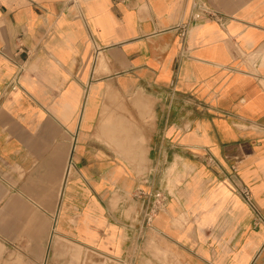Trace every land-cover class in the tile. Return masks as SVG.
Masks as SVG:
<instances>
[{
    "label": "crops",
    "instance_id": "1",
    "mask_svg": "<svg viewBox=\"0 0 264 264\" xmlns=\"http://www.w3.org/2000/svg\"><path fill=\"white\" fill-rule=\"evenodd\" d=\"M88 258L264 264V0H0V264Z\"/></svg>",
    "mask_w": 264,
    "mask_h": 264
},
{
    "label": "built area",
    "instance_id": "2",
    "mask_svg": "<svg viewBox=\"0 0 264 264\" xmlns=\"http://www.w3.org/2000/svg\"><path fill=\"white\" fill-rule=\"evenodd\" d=\"M241 193L243 194L245 201L249 203V205H251L247 191L242 189ZM154 199V203L147 209L144 214L146 224L151 222L153 216L164 204V198L160 194L155 195Z\"/></svg>",
    "mask_w": 264,
    "mask_h": 264
},
{
    "label": "rangeland",
    "instance_id": "3",
    "mask_svg": "<svg viewBox=\"0 0 264 264\" xmlns=\"http://www.w3.org/2000/svg\"><path fill=\"white\" fill-rule=\"evenodd\" d=\"M85 262H86L85 264H87V263L89 264V258L87 260H85ZM91 264H93V263H91Z\"/></svg>",
    "mask_w": 264,
    "mask_h": 264
}]
</instances>
